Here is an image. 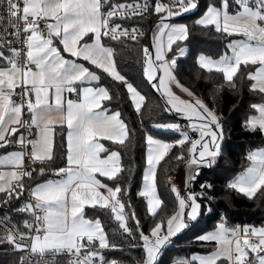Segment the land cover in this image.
<instances>
[{
	"label": "snow or ice",
	"instance_id": "1",
	"mask_svg": "<svg viewBox=\"0 0 264 264\" xmlns=\"http://www.w3.org/2000/svg\"><path fill=\"white\" fill-rule=\"evenodd\" d=\"M199 8L200 0H0V167L7 169L0 170V256L13 257L5 264H126L113 253L133 249L141 256L132 264H166L174 238L185 231L198 232L195 240L212 250L171 264H264V225H230L217 213L212 230L199 228L213 214L210 204L203 206L214 199L205 195L213 185L202 183L199 194L191 185L231 149L219 109L177 78L190 27L176 18ZM148 16L156 20L150 36L134 26ZM194 24L224 37L216 57L200 53L196 59L199 69L221 77L211 81L212 102L225 89L247 86L259 102L250 104L242 127L264 135V0H210ZM121 48L135 50L141 85L159 94L163 114L175 117L151 125L173 133L169 140L144 132L138 195L146 201L147 233L137 213L126 212L131 184L122 180L131 168L121 149L131 130L122 111L108 107L114 96L104 79L123 85L129 106L142 115L146 94L118 70ZM174 151L190 175L183 189L169 178L174 210L165 218L157 168ZM247 159L250 165L227 187L249 200L264 198V148ZM95 210L117 222L119 243Z\"/></svg>",
	"mask_w": 264,
	"mask_h": 264
},
{
	"label": "trees",
	"instance_id": "2",
	"mask_svg": "<svg viewBox=\"0 0 264 264\" xmlns=\"http://www.w3.org/2000/svg\"><path fill=\"white\" fill-rule=\"evenodd\" d=\"M210 0H200L199 10L190 16H185L182 19L190 27V37L188 41L183 42L184 46L189 49L188 55L178 58L179 73L178 79L181 80L185 86L194 85L198 91L197 96L202 97L209 107H216L219 109L218 115L227 121L225 125V134L231 145V149L227 151L224 156L216 161L213 168H204L201 171L198 179L191 185L193 191L197 194L201 192L200 185L208 182L213 185V188L208 190L205 195L213 197L211 202L205 200L203 206L207 208L210 204L213 214L205 216L200 229L212 230L214 225L219 221L220 216L217 213L224 214L227 222L230 225L237 224H251L257 227L264 225V198H254L249 200L242 194L227 187L228 183L246 167L250 165L247 155L250 151L258 148H264V135L259 132H249L242 127V123L246 115L252 114L250 112V104L259 102V98L248 91L247 86L241 88L239 91H229L225 89L218 97L216 103H213L209 95L211 81H220L221 77L218 74H207L198 68L196 63L197 56L200 53L212 55L216 57L224 46V37L215 34L212 30L202 29L200 26L194 24L195 15L200 13ZM156 20L154 16H148L142 20L134 22V26L142 27L146 33L151 35V30L154 28ZM147 42V41H146ZM182 45V46H183ZM175 48V46H174ZM118 70L125 74L131 82L135 85H140L142 94H146V100L142 106V115L136 114L134 107L129 106L130 101L127 100V90L119 82L112 80L105 76V84L109 87L110 92L114 98L108 107L116 106L117 110L122 111V117L125 119L131 130V139L127 142L126 147L121 149L122 162L126 168H131L130 173H126L122 180L124 185L131 187L128 195L124 198L127 203H130L131 208H126V212L135 211L141 220L144 231L149 230L150 220L146 216V201L139 197L138 192L142 189V175L143 169L146 166V143L144 138L145 130H150V134L155 138L169 140L174 135L171 132L152 128L153 122H171L175 119L174 116L163 114L162 108L158 107L161 104L159 94L154 93L149 87L141 85L142 75L139 71V66L135 59V50L131 51L127 48H121L117 51ZM201 75V79H196V74ZM209 76L211 79H209ZM160 113V115H157ZM143 119L144 123L141 124ZM65 128V127H64ZM66 129V128H65ZM107 146L110 142H106ZM3 150H0V154ZM178 154L175 151L161 161V165L157 168V188L161 199L167 204V207L162 205L163 211L160 215L167 218L173 213V199L174 196L170 192L169 178L171 175L178 173L183 163L177 164L174 156ZM25 196L27 194L25 193ZM3 196L0 194V201ZM5 209L0 206V218L3 217ZM88 216L91 218L93 210L88 209ZM96 216L101 218L108 231L109 238L119 243L122 240L121 230L118 228L117 222L111 218L110 213L103 210H95ZM19 219V217H15ZM131 223V221H129ZM3 233L0 232V235ZM192 231H185L175 239V244L166 253V264H171V261L176 258L189 257L191 254H203L211 251V246L202 245L195 240V235ZM116 258H123L126 264H132L141 256V250L133 249L128 253H113ZM13 259V257L0 256V264H5L6 261Z\"/></svg>",
	"mask_w": 264,
	"mask_h": 264
},
{
	"label": "crops",
	"instance_id": "3",
	"mask_svg": "<svg viewBox=\"0 0 264 264\" xmlns=\"http://www.w3.org/2000/svg\"><path fill=\"white\" fill-rule=\"evenodd\" d=\"M237 38H238V37H237ZM174 91H176V93H177L178 95H181L182 98L187 99L186 96H184L182 93H180L179 89H174ZM73 98H74V97H73ZM57 127H59V126H57ZM64 127L66 128V124L64 125ZM160 130H163V129H160ZM165 132H170V131H165ZM102 142H103V143L105 144V146L107 147L106 142H108V141H102ZM258 149H260V148H258ZM258 149H255V150H258ZM253 151H254V150H253ZM2 154H4V153H1L0 155H2ZM0 170H7V169H4V168L0 167ZM189 175H190V171H189V169H187V168L185 167V165H183V166L180 167V169H179V171H178L177 174H175V175H171V176H170L171 183H174L178 188L183 189V188H184L185 181H186V179H187V177H188Z\"/></svg>",
	"mask_w": 264,
	"mask_h": 264
},
{
	"label": "rangeland",
	"instance_id": "4",
	"mask_svg": "<svg viewBox=\"0 0 264 264\" xmlns=\"http://www.w3.org/2000/svg\"><path fill=\"white\" fill-rule=\"evenodd\" d=\"M204 9H205V8H204ZM204 9H203L200 13H198L197 15H195V20L199 18V16L202 14V12L204 11ZM195 13H196V12H195ZM195 13H192V12L185 13V14H183V15L177 17V18H176V22H178V23H185L182 19H179V18H182V17H185V16H190V15L195 14ZM185 24H186V23H185ZM183 46H184V45H183ZM159 130H160V129H159ZM163 131H167V130H163ZM203 254H204V253H203Z\"/></svg>",
	"mask_w": 264,
	"mask_h": 264
},
{
	"label": "built area",
	"instance_id": "5",
	"mask_svg": "<svg viewBox=\"0 0 264 264\" xmlns=\"http://www.w3.org/2000/svg\"><path fill=\"white\" fill-rule=\"evenodd\" d=\"M119 2H131V0H119ZM164 2H166V3H171L172 2V0H164ZM143 31H145V30H143ZM146 32V31H145ZM213 108H216V107H213ZM218 114V113H217ZM27 194V193H26Z\"/></svg>",
	"mask_w": 264,
	"mask_h": 264
}]
</instances>
